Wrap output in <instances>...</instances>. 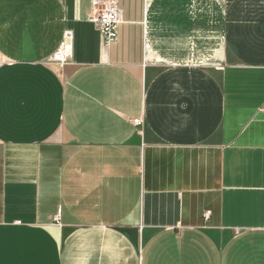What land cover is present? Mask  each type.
<instances>
[{
	"label": "crops",
	"instance_id": "crops-1",
	"mask_svg": "<svg viewBox=\"0 0 264 264\" xmlns=\"http://www.w3.org/2000/svg\"><path fill=\"white\" fill-rule=\"evenodd\" d=\"M0 54V264H264V0H0Z\"/></svg>",
	"mask_w": 264,
	"mask_h": 264
},
{
	"label": "built area",
	"instance_id": "built-area-1",
	"mask_svg": "<svg viewBox=\"0 0 264 264\" xmlns=\"http://www.w3.org/2000/svg\"><path fill=\"white\" fill-rule=\"evenodd\" d=\"M123 11L116 1L93 3V13L89 20L96 25L105 39L107 46L112 45L118 39L119 27L122 24ZM73 34L68 31L65 33L63 42L50 59V64L57 66L66 65L73 57ZM5 63L0 54V67ZM141 120L133 121L136 127L142 126Z\"/></svg>",
	"mask_w": 264,
	"mask_h": 264
}]
</instances>
